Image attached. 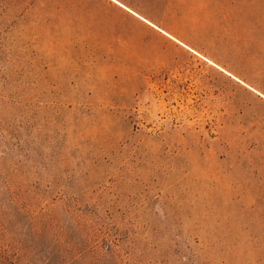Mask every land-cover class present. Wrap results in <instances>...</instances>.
I'll list each match as a JSON object with an SVG mask.
<instances>
[{"label": "rangeland", "instance_id": "374dc122", "mask_svg": "<svg viewBox=\"0 0 264 264\" xmlns=\"http://www.w3.org/2000/svg\"><path fill=\"white\" fill-rule=\"evenodd\" d=\"M0 264H264V0H0Z\"/></svg>", "mask_w": 264, "mask_h": 264}, {"label": "bare ground", "instance_id": "6f19581e", "mask_svg": "<svg viewBox=\"0 0 264 264\" xmlns=\"http://www.w3.org/2000/svg\"><path fill=\"white\" fill-rule=\"evenodd\" d=\"M190 50V49H189Z\"/></svg>", "mask_w": 264, "mask_h": 264}]
</instances>
